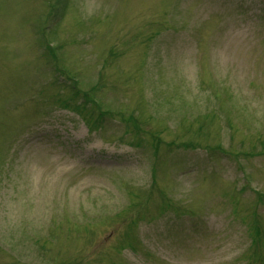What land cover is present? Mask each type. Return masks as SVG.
Masks as SVG:
<instances>
[{"label": "rangeland", "instance_id": "obj_1", "mask_svg": "<svg viewBox=\"0 0 264 264\" xmlns=\"http://www.w3.org/2000/svg\"><path fill=\"white\" fill-rule=\"evenodd\" d=\"M0 264H264V0H0Z\"/></svg>", "mask_w": 264, "mask_h": 264}, {"label": "trees", "instance_id": "obj_2", "mask_svg": "<svg viewBox=\"0 0 264 264\" xmlns=\"http://www.w3.org/2000/svg\"><path fill=\"white\" fill-rule=\"evenodd\" d=\"M136 125H138L139 127H141V124H140L139 122H138V124L136 123L135 126H136ZM139 127H138V128H139ZM141 128H142V127H141ZM142 130H143V131H142ZM138 131H139V132L142 131L143 133H146V134H147V132H148V131H146L144 128H142L141 130H138ZM150 135H151L153 138H158L155 134L152 135V134L150 133ZM138 145H139V144H138Z\"/></svg>", "mask_w": 264, "mask_h": 264}]
</instances>
